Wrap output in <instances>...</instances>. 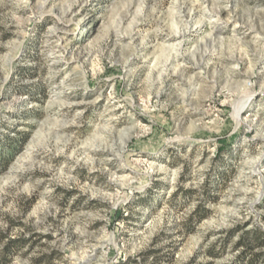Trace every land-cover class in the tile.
<instances>
[{
	"label": "rangeland",
	"instance_id": "obj_1",
	"mask_svg": "<svg viewBox=\"0 0 264 264\" xmlns=\"http://www.w3.org/2000/svg\"><path fill=\"white\" fill-rule=\"evenodd\" d=\"M252 232L264 0H0L8 264H264Z\"/></svg>",
	"mask_w": 264,
	"mask_h": 264
},
{
	"label": "trees",
	"instance_id": "obj_2",
	"mask_svg": "<svg viewBox=\"0 0 264 264\" xmlns=\"http://www.w3.org/2000/svg\"><path fill=\"white\" fill-rule=\"evenodd\" d=\"M189 232L192 231V228L189 227ZM251 239L253 240H259L260 238H262V240L258 241L259 245L261 246L263 243H264V233L263 232H252L251 233ZM19 244L17 246V244L13 241H10L6 246L5 248L1 251V254H0V264H8L9 262V259L12 257V255L14 254L13 251H15V249H19ZM247 247V250H251V246L249 245H246ZM158 253L157 251H148L147 254H145V256L147 255H154ZM212 255V253H210ZM169 256V255H167ZM155 263H151V264H156V262L158 261V258L155 257ZM171 258V256H170ZM131 263H135V264H140V263H136V262H132L131 259H128V262L127 264H131ZM256 263V259H255V256L253 258L250 259L249 263L248 264H255Z\"/></svg>",
	"mask_w": 264,
	"mask_h": 264
},
{
	"label": "bare ground",
	"instance_id": "obj_3",
	"mask_svg": "<svg viewBox=\"0 0 264 264\" xmlns=\"http://www.w3.org/2000/svg\"><path fill=\"white\" fill-rule=\"evenodd\" d=\"M251 96H252V93H250V94L247 96L246 101H248L249 98H250ZM240 110H241V108L238 109V111H236V112L234 113V119H235V122H236L237 125H238L239 122H240Z\"/></svg>",
	"mask_w": 264,
	"mask_h": 264
}]
</instances>
